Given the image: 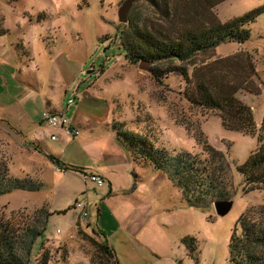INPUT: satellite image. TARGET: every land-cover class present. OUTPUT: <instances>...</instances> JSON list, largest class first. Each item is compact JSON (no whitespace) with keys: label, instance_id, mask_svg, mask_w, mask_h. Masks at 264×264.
Returning <instances> with one entry per match:
<instances>
[{"label":"rangeland","instance_id":"rangeland-1","mask_svg":"<svg viewBox=\"0 0 264 264\" xmlns=\"http://www.w3.org/2000/svg\"><path fill=\"white\" fill-rule=\"evenodd\" d=\"M220 1L168 0L167 14L164 4L159 7L136 0L127 21L121 23L118 11L124 0H0V54L11 49L13 56L25 57L17 46L26 44L33 52V60L23 70L28 66L31 78L44 81L39 87L26 88L13 74L15 68L8 61L0 62V106L11 105L13 98L32 103L37 126L44 122L47 100L60 108L61 112L56 114L68 118L78 109L83 119L121 124L124 130L147 138L157 148L196 156L201 167L218 181L217 186L233 199L231 210L222 217L212 204L204 209L188 207L180 202L179 189L166 176L167 182L158 180L149 188L152 183L149 176L159 172H152L143 160L129 153L133 169L145 172L150 182H142L139 194L131 197L142 205L139 222L145 228L139 233L137 245L143 244V250L129 254L123 249L125 255L119 258L120 264H229L228 242L234 228L238 233L242 230L240 221L246 218L256 227L264 228V188L246 184L237 170L257 148L256 134L226 129L216 109L188 100L186 91L193 88L194 78L185 83L181 73L174 70L158 81L152 71L154 68L162 73L177 65L185 67L191 77L193 71L210 68L217 74V70L225 72L234 65L238 69L236 82L245 87L236 97L251 108L258 129L264 118V11L247 25L250 31L247 41L226 42L184 62L149 63L150 71L143 68L144 62L129 61L120 44L121 30L129 31L133 20L143 28L159 29L172 36L176 30L180 32L192 24L225 22L264 6V0ZM7 57L15 60L11 55ZM58 69L66 76L67 85L51 83ZM246 79L248 85L244 83ZM87 89L88 96L96 91L108 102L97 105L92 97L81 99ZM70 99H75V104L66 110ZM109 108L110 117L106 121ZM4 124H0V162L11 176H31L44 185L35 192L17 190L0 196V221L33 223L37 216L34 212L42 207L51 213L44 236L35 241L31 264L44 250L49 251V264H113L97 235L98 212L102 198L109 194L108 184L98 186L70 171L24 169L25 159L31 156L25 152L26 146L21 150L22 145L14 139L13 135L20 137L16 127L11 128L7 121ZM53 127L62 129L61 125ZM77 202H88V217H80V210L75 208ZM110 212L113 218L121 216L112 206L104 210L102 220L109 227ZM113 229L103 231L108 243L122 244L118 228ZM186 236L195 239L192 253L181 242Z\"/></svg>","mask_w":264,"mask_h":264},{"label":"trees","instance_id":"trees-1","mask_svg":"<svg viewBox=\"0 0 264 264\" xmlns=\"http://www.w3.org/2000/svg\"><path fill=\"white\" fill-rule=\"evenodd\" d=\"M146 1L159 7L164 4L165 13L168 14V0ZM222 1L224 0L220 2ZM263 11L264 6L225 22L209 20L205 24H192L180 32L176 30L178 34H172V36L159 29L143 28L133 20L129 31L121 30L120 44L124 49L125 57L133 63L139 61L157 63L163 60L184 62L197 53L214 49L220 44L247 41L250 37L247 25ZM17 49L24 56L29 53L23 45H18ZM174 70L181 73L185 83L192 82L194 78L193 88L186 91L188 100L196 105L216 109L226 129L256 134L257 148L249 155L245 163L238 166L237 170L244 177L246 184L264 188V118L257 129L251 108L236 97V93L245 88L242 83L236 82L238 69L234 65L230 66L227 70L232 71V74L228 75L227 70L225 72L217 70L215 74L209 68L204 72L193 71L191 77L185 67L177 65L169 67L162 73L158 69H152L158 81L161 80L162 75H167ZM244 83H247V79ZM112 129L115 131L117 141L127 154L130 153L131 156L143 160L146 166L162 173L179 189L182 204L204 209L213 205L216 200L229 198L222 191L223 189L217 186L218 181L213 175L201 167V162L191 153L186 151L172 153L166 149L157 148L147 138L124 130L121 124L112 123ZM45 155L60 170L81 172V169L64 164L51 153H45ZM43 185L42 181L31 176L23 178L11 176L6 165L0 162V196L17 190L35 192ZM34 213L37 216L33 223L21 224L13 219L6 222L0 221V264H31L35 241L44 236L47 219L51 214L45 207ZM240 222L242 230L238 233L234 228L228 242L229 264H264V228L256 227L246 218ZM104 233L100 230L97 234L102 240L101 248L112 259L113 264H120ZM181 242L190 253L195 250L193 237H183ZM43 245L42 242L41 246ZM38 255L34 259V264H49L48 250Z\"/></svg>","mask_w":264,"mask_h":264},{"label":"crops","instance_id":"crops-1","mask_svg":"<svg viewBox=\"0 0 264 264\" xmlns=\"http://www.w3.org/2000/svg\"><path fill=\"white\" fill-rule=\"evenodd\" d=\"M23 45L25 49L29 51L25 57L20 55L15 57L11 54V49H9V53H4L2 55L0 54V62L6 63V61H8V63L15 68L13 74L24 87H39L41 83H44V81L42 79L34 80L31 78L29 76L31 71L29 70L28 66L25 70H23V67L31 63L33 60V52L26 44ZM48 47L46 48L47 50ZM10 55L15 57L13 62L7 57ZM18 69H20V74L24 75V77L19 74ZM63 75L64 73L62 74L58 69L56 72V77L51 83H57L61 86L64 84L67 85L66 81L68 80L65 79L66 76ZM26 90L23 92H26ZM88 90L89 89H87L84 95L81 96V99L92 97L96 101L97 105H102V101L108 102V100H106L103 95L99 96V92L96 91L91 93V96H88V94H86L88 93ZM13 99L15 100L11 105L0 106V124L5 125L4 122L7 121L8 124L10 122L11 125H9L11 128L14 129V127H16L15 132L18 133L20 137L10 133L11 136L13 135L14 139L22 145L21 150H23V147L26 146L25 152L27 155L31 156V159L24 158L26 160V167L23 168L53 169L57 172L70 171L81 174L83 177L84 175L89 174H97L101 176L104 179L105 184L107 183L109 186V194L102 198V205L100 206V210L98 212L100 218L97 221V223L100 225L99 229L104 231L106 228H110L111 230H114L113 228H118L121 234L120 241H123L122 244L113 241H111V245L109 244L113 248L118 260L123 255H125L124 250L129 254H136V250L142 252V247L144 245H137V243H140L139 233L144 231L145 228L144 223L140 224L139 222L141 219L139 215V207H142V205L133 202L131 197L133 195L139 194V185L142 182H150L148 181L149 177L150 180H152L149 188H153L154 185L157 184L156 181L158 180L164 184L165 181L167 182V179H165L166 177L160 172L151 173L149 177H146L145 172L142 173L137 169H133L134 167L132 166V162L129 159V155L124 151L116 139L115 131L112 129V123L103 122V119H97L96 121L91 119H83L77 109L72 117H67L71 125L78 128L80 132L79 135L71 137L66 135L63 129L60 127H53L46 124L45 120L37 126V114L32 103H25L22 99L18 98ZM74 104L75 99L74 103L70 106H67L66 110L72 107ZM46 111L53 113L61 112L60 108L52 104L51 100H47L46 102ZM6 112H8V116L5 115ZM105 117V120L108 121V117H110V108L105 114ZM33 123H35L34 126ZM22 125L25 126V129H20ZM30 125L34 127L32 130H30ZM17 126L19 128H17ZM51 128L53 130L51 132L52 134L50 133V135L48 133ZM46 131H48V133H46ZM45 153H51L57 156L64 164L81 169V172L74 170H60L59 167H57L47 158ZM41 157L44 159H41ZM151 171L153 172V169ZM154 172L156 171L154 170ZM137 175L138 177H136ZM121 196H124L125 199H120ZM110 206H112L116 212H120L121 216L118 218V216L115 215L113 218V212H110L111 224L109 227V225H107L106 222L102 220V214L104 213V210H109ZM133 222H135V224ZM73 236L70 235V238ZM106 239L108 240V238ZM63 244L66 243L63 242Z\"/></svg>","mask_w":264,"mask_h":264},{"label":"built area","instance_id":"built-area-1","mask_svg":"<svg viewBox=\"0 0 264 264\" xmlns=\"http://www.w3.org/2000/svg\"><path fill=\"white\" fill-rule=\"evenodd\" d=\"M74 103V99L69 100L68 106ZM44 120L45 122H48L50 125H61L64 133L68 136L75 137L79 135V129L76 127L72 126L69 119L65 117V115H59L53 112H45L44 113ZM85 180H91L92 182H95L98 186H102L105 181L104 179L97 175V174H89V175H84ZM75 208L80 210V217L81 218H86L88 217V204L87 203H81L77 202L75 205Z\"/></svg>","mask_w":264,"mask_h":264},{"label":"water","instance_id":"water-1","mask_svg":"<svg viewBox=\"0 0 264 264\" xmlns=\"http://www.w3.org/2000/svg\"><path fill=\"white\" fill-rule=\"evenodd\" d=\"M136 0H124L122 6L120 7L118 11V18L121 23H125L127 21V15L129 12V9L131 5L135 2ZM144 62V61H143ZM146 65L143 67V63H140V67L145 68L146 70L150 69L147 67V65L150 62H144ZM233 206V199L228 198V199H220L216 200L213 202V208L215 209V212L218 216L222 217L225 216L232 208Z\"/></svg>","mask_w":264,"mask_h":264}]
</instances>
